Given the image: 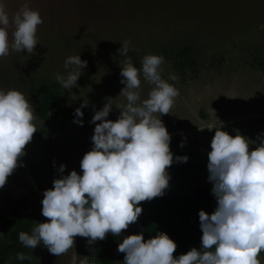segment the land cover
Here are the masks:
<instances>
[{
  "label": "rangeland",
  "instance_id": "374dc122",
  "mask_svg": "<svg viewBox=\"0 0 264 264\" xmlns=\"http://www.w3.org/2000/svg\"><path fill=\"white\" fill-rule=\"evenodd\" d=\"M25 3L43 20L37 27L38 43L32 54L10 50L0 57V89L22 92L34 109L41 86L49 82L61 87L56 75L66 76L65 61L79 55L87 66L77 85L70 92L61 89L74 111L88 101L81 111L89 118L86 122L80 118L82 126L73 119L52 127L33 113L36 132L19 158L23 166L0 188V264H94V243L89 244L88 238L74 237L73 247L57 256L42 243L34 249L24 247L18 233L30 232L33 223L47 220L41 213L43 192L60 177L61 164L63 175L72 170L81 173L80 161L92 147L91 118L109 97L114 105L106 119L118 118L117 107L126 103L118 95L124 87L120 71L127 57L140 69L145 55L163 56L161 76L179 90L169 114L161 119L170 133L173 155L175 137L184 141L187 162L199 169L171 175L165 193L212 186L207 177H194L207 169L210 141L220 123L230 135L239 133L259 143L257 135L264 133V0H5L9 16ZM125 41L127 57L118 52ZM184 49L196 66L189 63L182 71L176 57ZM171 75L177 79H169ZM140 80L143 100L153 85L143 76ZM254 147L250 144L249 150ZM16 206L26 220L7 233L1 219ZM17 253L31 254L33 259L20 261ZM260 255L264 257V252ZM113 257L114 264H123L116 253ZM260 260L264 264V258Z\"/></svg>",
  "mask_w": 264,
  "mask_h": 264
},
{
  "label": "clouds",
  "instance_id": "9594fccd",
  "mask_svg": "<svg viewBox=\"0 0 264 264\" xmlns=\"http://www.w3.org/2000/svg\"><path fill=\"white\" fill-rule=\"evenodd\" d=\"M43 20L37 10L25 3L9 16L5 0H0V57L11 51L32 54L37 45V27ZM12 28L9 39V28ZM128 41L121 44L119 55L127 57ZM164 57L145 55L137 69L127 57L121 66L118 96L126 103L118 118L106 119L112 110L113 98L95 111L90 123L95 124L92 147L76 170L63 175L43 192L42 216L45 222L33 223L30 232L18 233V241L29 249L43 244L60 256L74 245V237L88 238L92 244L106 234L119 236L135 223L142 212L140 202L164 195L169 186L167 169L175 162L185 163L187 155L176 156L170 150V133L161 116L169 114L179 90L161 76ZM71 66V67H69ZM87 61L79 55L65 61L66 76L56 75L64 90L77 85ZM153 85L148 98L141 100L140 77ZM175 81L177 77L171 75ZM83 100L75 109V123L82 126ZM34 110L29 99L15 89H0V188L13 171L23 166L19 158L36 132ZM157 113L159 116L157 117ZM99 121V123H96ZM215 128L207 153V180L216 207L211 213L198 212L202 232L199 249L193 247L176 257V243L164 232L144 240L143 233L127 235L118 244L124 253L123 264H260L264 252V133L259 143L239 133L230 135ZM254 144L253 150H249ZM184 146V141L181 142ZM55 166V162H53ZM20 261L33 257L17 253Z\"/></svg>",
  "mask_w": 264,
  "mask_h": 264
},
{
  "label": "trees",
  "instance_id": "16d2710c",
  "mask_svg": "<svg viewBox=\"0 0 264 264\" xmlns=\"http://www.w3.org/2000/svg\"><path fill=\"white\" fill-rule=\"evenodd\" d=\"M189 50L184 49L177 55L176 66L184 69L190 63L196 66L193 60L189 59ZM184 71V70H182ZM41 97L34 106L35 115L52 127H60L70 120L76 119L75 111L66 103L65 92L56 83H45L40 89ZM85 122L88 116H82ZM176 146V156H189L180 146L181 143L173 137ZM189 160V157H188ZM187 160V161H188ZM199 169L191 162L181 164L174 162L167 169L169 175H186ZM207 169L194 178L207 177ZM194 190L186 193L180 190L164 192L163 196L155 197L150 201L140 202L142 212L137 219L139 225L151 236L157 232L166 233L177 245L173 254L176 256L186 254L191 248L199 249L202 232L199 227L198 212L204 210L211 213L215 207L210 206L194 195ZM25 217L20 213L18 206L1 219V224L7 233L14 232L25 222ZM121 243L118 236L111 233L106 234L105 239L94 242L93 262L94 264H114V253L124 260V253H118L117 247ZM261 264V260H260Z\"/></svg>",
  "mask_w": 264,
  "mask_h": 264
},
{
  "label": "water",
  "instance_id": "95a60500",
  "mask_svg": "<svg viewBox=\"0 0 264 264\" xmlns=\"http://www.w3.org/2000/svg\"><path fill=\"white\" fill-rule=\"evenodd\" d=\"M211 187L212 186H207V187H202V188H197L194 191V195L196 196L197 199L201 200L202 202L216 207V201L214 196L211 194ZM139 233H143V239L147 240L152 238L140 225L139 223L136 221L135 223H132L129 225V227L125 230H122L121 235H119V239L122 242L123 238L127 235H131V234H139ZM174 257H176L175 254H173Z\"/></svg>",
  "mask_w": 264,
  "mask_h": 264
},
{
  "label": "flooded vegetation",
  "instance_id": "af4514ba",
  "mask_svg": "<svg viewBox=\"0 0 264 264\" xmlns=\"http://www.w3.org/2000/svg\"><path fill=\"white\" fill-rule=\"evenodd\" d=\"M206 187H207V186H206ZM196 189H197V187H196ZM196 189H195V190H196ZM195 190H194V191H195Z\"/></svg>",
  "mask_w": 264,
  "mask_h": 264
}]
</instances>
